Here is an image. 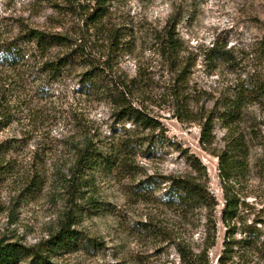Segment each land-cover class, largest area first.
Returning <instances> with one entry per match:
<instances>
[{
  "label": "rangeland",
  "instance_id": "1",
  "mask_svg": "<svg viewBox=\"0 0 264 264\" xmlns=\"http://www.w3.org/2000/svg\"><path fill=\"white\" fill-rule=\"evenodd\" d=\"M77 20L58 11L50 0H0L1 40L26 27L66 32L76 27ZM174 22L180 41L175 60L160 48L163 34ZM108 25L122 32L119 51L109 59L113 70L137 79L135 105L158 125L145 129L132 121H117L111 103L80 92L85 68L79 64L50 84L52 104L39 98L46 91L30 99L42 85L38 81L26 85L23 94L14 93L16 120L0 132V141L28 133L20 142L19 161H30L32 151H37L49 163L60 162L89 138L99 140L95 145L102 156L88 164L83 181H0V240L35 246L48 239L63 219L70 193L77 189L81 212L76 228L85 241L51 252L55 264H181L180 247L201 252L206 241L211 245V264H217L226 231L221 220L225 199L219 159L200 143L199 115L208 112L239 75L264 67L257 45L264 34V0H122L114 4ZM107 44L96 39L90 46L101 54L108 52ZM214 44L228 49L232 61L213 55ZM37 60L33 57L32 65ZM182 70L187 82L179 85L178 101L172 86ZM33 71L37 76L36 68ZM25 93L22 107L19 101L23 103ZM30 109L42 110L44 123L37 117L36 122L18 120ZM51 111H57V119L49 123L45 115ZM250 125L255 133L246 127ZM242 127L254 146L248 168L236 184L242 202L237 237L244 236L241 231L248 226H256L262 244L264 159L257 143L264 142V97L250 107ZM214 133V145L220 147L224 130L217 122ZM129 138L128 166L109 167L105 161L117 155L113 146ZM181 176L199 177L218 204L212 210L170 205L171 177ZM27 263L21 257L18 264ZM239 264L264 263L248 254Z\"/></svg>",
  "mask_w": 264,
  "mask_h": 264
},
{
  "label": "trees",
  "instance_id": "2",
  "mask_svg": "<svg viewBox=\"0 0 264 264\" xmlns=\"http://www.w3.org/2000/svg\"><path fill=\"white\" fill-rule=\"evenodd\" d=\"M120 1L122 0H50L58 11L62 13L65 11L78 19L75 22L76 27L66 32L26 27L11 39L1 40L0 36V132L16 120L13 112L15 105H12L14 93L21 91L23 94L26 85L38 81L42 85L36 87L30 99L46 91L39 98H46L48 103L52 104L54 95L50 92V84L57 81L67 69L78 64L85 68L80 73L82 84L80 92L99 101L111 103L117 121H132L145 129L158 125L153 117L135 105L139 94L137 79L115 72L109 60L110 56L118 53L120 47L122 32L108 25L114 4ZM176 24L177 22H174L166 29L160 42L162 54L169 59L177 58L180 50V41L175 32ZM96 39L108 42L107 53L99 54L92 49L93 41ZM257 45L260 49L259 59H262L264 34ZM106 47L103 45V48ZM211 50L213 55L222 61L230 62L234 58L228 49L223 50L219 45L214 44ZM100 56H107L108 59L102 60ZM33 57L40 58L34 65H32ZM33 68L38 71L35 77ZM184 75L182 70L175 85L172 86V95L178 101L180 100L179 85L187 82V77ZM25 96L23 103L19 101L22 107L27 100L26 93ZM263 97L264 67L255 68L252 72L239 75L235 82L215 99L212 108L199 115L203 120L200 143L219 159V175L225 199L221 220L226 231L217 264H239L247 260L248 254L261 259L264 263V241L259 244V237L255 233L256 226H248L241 231L244 236L237 237L239 232L237 222L240 218L242 202L236 187L237 181L244 176L248 168V155L250 148L254 146L243 131L242 125L246 122L250 107ZM42 112V110L36 112L30 109L28 115L18 120L29 118L30 122H36V119L38 121L41 119L40 122L44 123ZM187 112L190 113L188 110L185 114ZM56 114L57 111L46 113L45 120L49 123L55 121ZM216 122L224 130L220 147L214 145ZM246 127L255 133V127L251 125ZM34 128L38 127L34 125ZM26 134L28 133L25 132L24 137ZM251 136L254 139L258 138V134ZM24 137L15 136L0 141V181H83L82 173L89 167L88 164L102 156L95 145L99 140L93 142V138H89L84 146H75V150L68 153L66 158L63 156L60 162L49 163L45 155L32 151L31 160L23 163L19 161V150L20 142ZM129 141L130 138L122 140L117 147L113 146L117 155L114 159L105 161L109 167L115 165L116 168L125 170L128 166L127 154L132 148ZM257 144L262 148L263 160L264 142ZM198 179L199 177L195 176L171 177L172 186L167 190L168 203L188 210L197 208L212 210L218 202L209 192L207 185ZM77 192L76 189L70 193L63 219L58 229L48 239L35 246H28L20 241L0 240V264H18L21 257L28 260L27 264H55L51 260V252L61 248L73 249L79 246L80 242L85 241L82 232L76 228L81 212ZM210 248L208 241L205 242V248L201 252L180 247L181 264H211Z\"/></svg>",
  "mask_w": 264,
  "mask_h": 264
}]
</instances>
